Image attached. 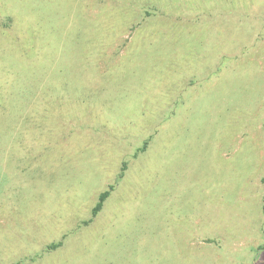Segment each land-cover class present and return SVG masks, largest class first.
<instances>
[{"label": "rangeland", "instance_id": "374dc122", "mask_svg": "<svg viewBox=\"0 0 264 264\" xmlns=\"http://www.w3.org/2000/svg\"><path fill=\"white\" fill-rule=\"evenodd\" d=\"M263 177L264 0H0V264H264Z\"/></svg>", "mask_w": 264, "mask_h": 264}, {"label": "trees", "instance_id": "16d2710c", "mask_svg": "<svg viewBox=\"0 0 264 264\" xmlns=\"http://www.w3.org/2000/svg\"><path fill=\"white\" fill-rule=\"evenodd\" d=\"M262 182L264 183V177L262 178ZM112 188H113L112 186H109L108 189L104 190L103 192H101L99 194L98 201H97V203L95 204V206L92 209V215L93 216H95L101 210L103 202L108 197L109 192L112 190ZM262 211L264 213V202H263V205H262ZM53 246H56V245H53Z\"/></svg>", "mask_w": 264, "mask_h": 264}]
</instances>
